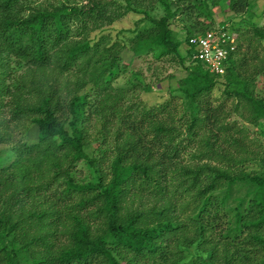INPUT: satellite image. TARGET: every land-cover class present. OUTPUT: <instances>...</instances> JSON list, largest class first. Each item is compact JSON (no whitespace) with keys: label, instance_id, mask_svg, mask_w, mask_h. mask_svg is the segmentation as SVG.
<instances>
[{"label":"trees","instance_id":"1","mask_svg":"<svg viewBox=\"0 0 264 264\" xmlns=\"http://www.w3.org/2000/svg\"><path fill=\"white\" fill-rule=\"evenodd\" d=\"M222 1L251 16L256 0H0V264H264V145L227 120L245 107L264 135V23L229 24L244 42L223 74L188 46ZM147 56L183 72L150 106L139 73L113 85Z\"/></svg>","mask_w":264,"mask_h":264},{"label":"rangeland","instance_id":"2","mask_svg":"<svg viewBox=\"0 0 264 264\" xmlns=\"http://www.w3.org/2000/svg\"><path fill=\"white\" fill-rule=\"evenodd\" d=\"M150 13H153L150 11ZM142 16L134 13L127 14L120 20L114 22L112 25L105 27L104 32L105 35H112L114 37L120 29L126 30L134 27L135 21H138ZM213 17L215 22V27L225 26L226 29H229V24L231 23H239L240 28L245 29L247 25L243 22L246 20H250L259 25L264 23V0H256L254 3V7L251 10V16L243 14V15H234L230 11L227 10L226 2L222 1L220 7L213 9ZM188 23L183 18H176L171 24L170 27L176 32L177 37L179 39L184 38L185 29L184 26ZM221 23L223 25H221ZM100 31H97L98 34ZM236 33L233 37L236 41V44L239 42H244L243 37ZM126 34H129L126 32ZM93 36V34H92ZM244 47L241 49L243 50ZM185 46L184 44L180 45L179 52L181 55H185ZM262 57V54L260 55ZM126 58V57H125ZM127 61V60H126ZM179 69V66L176 65L175 62L171 61H155L151 56L147 57H136L133 59L130 66L125 71L117 73L118 77L114 79V86H122L128 87V81L133 76L132 73H139L140 78L149 85L148 90L139 91L137 94L139 95L138 100L142 103H146V105H154L157 103H161L162 101L168 99L170 97V90L174 89L176 86L177 77H181L183 72L176 71ZM170 74H175L174 77H168ZM58 78L55 83L65 87L67 82V76H60L55 74ZM71 79V78H70ZM160 80V81H159ZM256 85L259 89H261L264 93V76L258 75ZM212 98L218 101L224 100V95L222 94V86H216L212 92ZM235 99H228L227 108H233L234 104H236ZM246 108L239 107L238 111H233L228 113L227 120L229 122H236L239 125L247 126V131L249 135L258 140V143L264 145V135H259L257 129L250 125L249 122L244 118L243 115H246ZM243 114V115H242ZM35 138V129H31L26 140L31 141ZM25 140V139H24ZM95 145H91L89 147V152L96 153ZM256 148V147H255ZM81 172H80V171ZM75 171V170H74ZM74 177L76 181H87L89 179V169L83 165V163H79L76 165V171L74 172Z\"/></svg>","mask_w":264,"mask_h":264},{"label":"built area","instance_id":"3","mask_svg":"<svg viewBox=\"0 0 264 264\" xmlns=\"http://www.w3.org/2000/svg\"><path fill=\"white\" fill-rule=\"evenodd\" d=\"M234 36L225 26L191 36L188 46L194 50L192 58L199 60L210 73L223 74L229 51L235 47Z\"/></svg>","mask_w":264,"mask_h":264}]
</instances>
